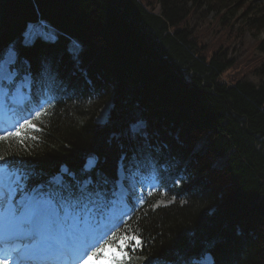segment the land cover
Wrapping results in <instances>:
<instances>
[{
	"label": "trees",
	"instance_id": "16d2710c",
	"mask_svg": "<svg viewBox=\"0 0 264 264\" xmlns=\"http://www.w3.org/2000/svg\"><path fill=\"white\" fill-rule=\"evenodd\" d=\"M149 1L0 0V55L13 45L32 71L48 67L64 90L24 144L0 142V151L35 180L62 165L80 172L91 155L111 176L121 151L142 150L141 129L132 127L144 122L146 139L188 179L169 195L174 203L156 206L155 196L133 216L128 229L142 248L128 264H171L206 246L217 264H264V61L258 82H227L221 76L233 60L221 47L209 55L188 22L212 12L219 24L245 17L238 31L253 34L264 52V38L252 33L264 20L252 5L264 0ZM39 21L53 25L56 40L23 44L28 24ZM208 30L215 47L221 37ZM72 39L81 44L77 55ZM109 101V118L98 123Z\"/></svg>",
	"mask_w": 264,
	"mask_h": 264
},
{
	"label": "rangeland",
	"instance_id": "374dc122",
	"mask_svg": "<svg viewBox=\"0 0 264 264\" xmlns=\"http://www.w3.org/2000/svg\"><path fill=\"white\" fill-rule=\"evenodd\" d=\"M145 3L149 2V0H142ZM152 3V2H151ZM254 9H258L259 7L262 11H258L257 15L264 14V3H255L252 5ZM253 9L252 15L255 16L256 12ZM155 11L157 13H161V6L155 5ZM243 11V10H241ZM214 13H209L207 15L202 16L199 14L198 16H193L188 22L189 27L194 28V35L200 34L201 39L199 40L202 43L208 44V54L210 55L213 51V48L221 47L224 53L227 54L226 59H232L234 64L227 69L222 74V79L227 82L233 83L236 80L247 78L250 81L258 82L261 78L256 75L257 67L262 64L264 61V52L258 49L257 40L254 38L253 34H247L239 32V25L245 22V17L240 19L239 21L233 22H222L219 24V17L213 20ZM264 17V15H262ZM206 28V30H202V33L199 32L198 28L200 27ZM211 26L213 29V38L220 36L221 41H215L217 46L212 47L210 42L211 33L208 30V27ZM219 31L220 34L214 33V31ZM252 33L257 35L260 39L264 38V20L259 23L255 27L252 28ZM36 36H41L47 39H55L57 36V31L46 22H39L31 25L25 36V41H29L31 38L34 39ZM229 44V47H226V44ZM70 51L77 55L81 51V44L73 40L70 44ZM108 103H111V107L108 106ZM113 107L112 101L107 102L102 108L99 109V115L97 116V122L104 123L107 120V117L110 114L111 108ZM37 111H33L30 115L26 117V119L32 120ZM133 130L138 132L140 129V137L142 140L146 139L147 125L144 122H137L133 125ZM14 130V129H13ZM13 130H8L0 133V135H4L7 132H12ZM158 128L152 126V131H156ZM19 187L23 189L25 185L19 184ZM173 199H169V197H164L156 203L157 206L169 205L172 203ZM51 204V203H49Z\"/></svg>",
	"mask_w": 264,
	"mask_h": 264
},
{
	"label": "snow or ice",
	"instance_id": "6c2138e0",
	"mask_svg": "<svg viewBox=\"0 0 264 264\" xmlns=\"http://www.w3.org/2000/svg\"><path fill=\"white\" fill-rule=\"evenodd\" d=\"M42 113L37 111L35 113V120H39ZM37 129V124L33 120L25 119L23 123L13 132H7L0 135V142L8 141L9 137L16 138L20 144H24V140L28 137L29 130ZM35 139V137H32ZM10 152L0 151V200L3 199V176L8 171V161L6 156L11 155ZM19 182L17 181V186ZM135 242V243H133ZM140 239L137 235H123L116 236L111 242H106L93 250L84 253L82 259H79L77 264H121L125 259H128L129 253L125 248H132L133 250L140 246ZM102 254V255H100ZM0 264H8L7 259L0 260Z\"/></svg>",
	"mask_w": 264,
	"mask_h": 264
},
{
	"label": "bare ground",
	"instance_id": "6f19581e",
	"mask_svg": "<svg viewBox=\"0 0 264 264\" xmlns=\"http://www.w3.org/2000/svg\"><path fill=\"white\" fill-rule=\"evenodd\" d=\"M12 59V52H9L7 55H6V58H5V60L3 61H1V65L3 64V62L4 63H8V62H10V60ZM108 106H110L111 107V103H108ZM45 208V210H47V209H49V206H46V207H44ZM121 210H122V207H121ZM21 218L23 217V213L21 214V216H20ZM0 221H3V219L0 217ZM65 227H67V225H65ZM71 234V233H70ZM5 237H7L6 235H5Z\"/></svg>",
	"mask_w": 264,
	"mask_h": 264
}]
</instances>
